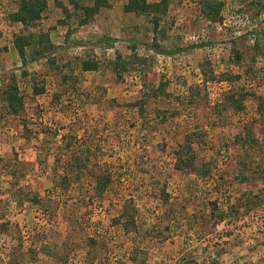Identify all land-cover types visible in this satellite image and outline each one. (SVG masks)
Wrapping results in <instances>:
<instances>
[{"label":"rangeland","instance_id":"obj_1","mask_svg":"<svg viewBox=\"0 0 264 264\" xmlns=\"http://www.w3.org/2000/svg\"><path fill=\"white\" fill-rule=\"evenodd\" d=\"M20 1L0 264H264V0H102L86 23L69 0L15 21Z\"/></svg>","mask_w":264,"mask_h":264},{"label":"trees","instance_id":"obj_2","mask_svg":"<svg viewBox=\"0 0 264 264\" xmlns=\"http://www.w3.org/2000/svg\"><path fill=\"white\" fill-rule=\"evenodd\" d=\"M141 1L143 2V0ZM69 2L72 3L75 7L78 8L81 7L84 9L85 14L83 13V22L85 23L90 19V17L92 16L91 14L97 11L101 7V4H103L102 0H95L91 7H83V5L79 4L78 0H69ZM45 6H46L45 0H21L18 9L14 11L12 17L15 21L32 22L34 19L41 16L40 13ZM127 8H128L127 10L133 9L134 11H141L144 10L145 7L142 3L139 4L138 0H133V5H130V7ZM101 40L108 41V39L104 37ZM22 43L23 42L21 37H18L16 40V45L18 46L20 51H22ZM154 49L158 50L156 48ZM164 52L167 54H171L172 52H174V50L170 49V50H165ZM186 165H189V163L187 162Z\"/></svg>","mask_w":264,"mask_h":264}]
</instances>
